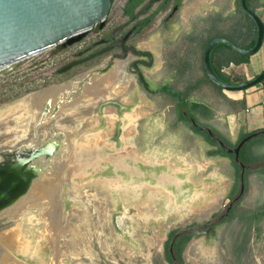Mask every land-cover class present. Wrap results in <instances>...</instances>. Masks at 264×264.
<instances>
[{"label": "rangeland", "instance_id": "1", "mask_svg": "<svg viewBox=\"0 0 264 264\" xmlns=\"http://www.w3.org/2000/svg\"><path fill=\"white\" fill-rule=\"evenodd\" d=\"M186 7L193 10V24L199 28V36L193 32V41L202 40L201 48L188 53L191 68L207 37L220 33L239 47L247 43L248 26L253 24L240 12L238 0H190ZM189 11L186 9L184 14ZM202 25L209 27L208 35L201 34ZM60 50L61 47L42 52L17 64L10 72L0 71V147L17 137L24 138L21 140L25 145H42L45 137L40 139L44 134L40 130L47 125L68 136L78 131L101 133L106 140L98 151L95 146L97 152L87 156H80L72 148L60 159L56 157L51 162L54 169L31 185H43L45 197L38 204L29 203L26 209H15L17 201L10 208L11 214L0 216V239H10L14 245L5 247L10 258L9 262L2 258V262L172 264L165 257L169 233L190 232L194 222L201 226L206 220L215 221L221 216L231 202L230 197L239 192L240 172L234 166V172L230 171L216 162L214 155L208 156L207 152L214 147L201 141L199 134L187 135L167 119L176 118L174 105L168 107L161 121L146 114L139 123L124 130L122 114L141 106L136 98V76L129 73L122 78L125 82L115 90V96L66 109L64 103H58L54 118L37 117L31 126V119L36 116L25 108L12 110L14 104L84 71L80 67L58 74L72 54ZM121 99L127 104H122ZM113 107L119 109L120 119L113 116V121L107 123L104 113ZM164 125L167 128L163 131ZM131 134L133 141L129 140ZM72 139L71 136V142ZM263 139L264 136L257 137L244 147L243 158L253 160L244 172L242 197L226 220L216 223L214 236H187L183 264H264V219L247 230L240 220L242 215L264 207V156L258 159L253 153ZM61 162L65 167L57 171ZM53 186L58 194L50 197ZM21 242L27 243L26 250L19 248Z\"/></svg>", "mask_w": 264, "mask_h": 264}, {"label": "water", "instance_id": "2", "mask_svg": "<svg viewBox=\"0 0 264 264\" xmlns=\"http://www.w3.org/2000/svg\"><path fill=\"white\" fill-rule=\"evenodd\" d=\"M239 2L242 12L255 25L256 42L254 46L250 49H245L235 45L224 37H216L208 43L204 50L203 65L206 76L212 84L223 92L246 91L264 81L263 70L248 81L227 83L219 79L211 67L210 53L219 44H224L234 52L244 56L256 54L262 46L264 41V23L247 7V0H239ZM110 7L111 0H0V71L8 70L10 72L17 64L33 58L42 52L71 46L79 42L93 28L97 26L101 28L104 25ZM101 54L104 53H97L96 56ZM76 65L78 63L71 62L59 70L58 73L68 71ZM56 108H52L48 102L43 108V114L54 118L58 111ZM183 116L189 120L195 129L205 132L211 141L216 143L224 153L234 156L235 163L240 167V188L238 194L226 207L225 212L215 221L209 219L204 222L203 226L194 228L190 232L182 230L176 233L170 245V253H172L175 239L188 232L193 235L194 239L214 236L215 229L212 224L220 222L223 218H227L233 206L244 193V172L250 166L243 164L239 160L240 151L248 142L264 135V129L254 131L243 137L235 147L230 148L215 136L209 127L197 125L194 119L187 116L184 112ZM53 133L56 134V132ZM68 135L66 132H60L53 138L43 140L42 145H26L12 151L7 149L1 151L0 187L4 182H8L9 184V180L6 179L7 177L5 178V175L7 168H10L11 165H13L11 168L17 171V178L14 183L20 178V173H25V171H29L32 174L31 182L35 178L40 177L42 172H50L51 166H53L51 162L56 157L60 159L61 155L72 150L71 136ZM36 160H40V166L34 162ZM30 186L25 187L15 197L7 201L1 200L4 196L1 188L0 212L15 204L23 195H26ZM198 224L196 221L193 223V226L196 227Z\"/></svg>", "mask_w": 264, "mask_h": 264}, {"label": "crops", "instance_id": "3", "mask_svg": "<svg viewBox=\"0 0 264 264\" xmlns=\"http://www.w3.org/2000/svg\"><path fill=\"white\" fill-rule=\"evenodd\" d=\"M248 2L250 8L254 10V13L264 23V0H249ZM248 30L251 31L252 33L253 29L252 27L248 26ZM194 61H195V65L193 68L190 67L189 69L186 68L183 71L177 70L172 72V71H168V70L165 71L163 69H160L161 60H160V56H158L156 58L155 67L151 70H147L144 72L142 76L143 78L142 85L136 86L135 89L138 105H141L138 106L140 110V115L138 108L133 110L132 113L129 114L123 113L121 117L123 129L128 130L130 126L132 125L134 126V123H139V121L142 120V118H144L146 114L154 115V117L157 116L156 118H159V121H161L160 119H164V117L166 116V114L164 115V113L168 112V107L174 105L176 108L177 101L168 94L162 92L164 89L167 88L177 92H184L188 88L191 89L187 101L190 104H195L199 106V109L196 113V118L198 119L199 123L200 124L203 123L204 125H207L212 131H215L228 145L231 146L235 145L238 141V138L243 134L245 135L257 130L264 129V81H262L260 84L246 91L223 92L221 90L222 92L220 93L216 89L211 87L204 79L205 78L204 72L202 69L201 62L199 60V55L195 56ZM123 68L124 66L122 67V69H120L117 72L118 75H116V73L114 75H112V73L111 74L109 73L105 77H101V78H95L94 76L86 77L85 74L78 76V77L85 76L86 77L85 79L90 78L89 79L90 81L97 84L99 83H104L106 85L112 84L111 85L112 95H107V96L103 95L102 97H98L96 95L92 97L88 95L86 92H83L82 88L79 87L73 93L69 92L68 93L69 95H67L65 99H60V100L56 99L54 100L55 103L49 102L50 106L52 108H55L56 104L64 103V109H66L67 107L70 106L75 107L78 104L88 105L96 100H103V99H107L108 97L115 96V90L120 86V84L122 85L123 83V79H122L124 77ZM263 70H264V41L262 43L260 50L256 54L249 56L247 63H243L239 65L230 63L227 66L222 65L220 69V71L224 73L226 76H229L230 78L240 77L244 81H248L254 78ZM74 80L75 79H73L72 81ZM70 82L61 86H65ZM44 92H42L41 94L36 93L31 95H39L43 97ZM21 100L17 101L14 104L12 110L16 111L25 108L28 110V112L31 115H35L36 118L34 119L32 117L31 119L32 122L31 126H33L37 117L44 115L42 108H44L48 102H46L45 99L43 101V105L37 108L35 114H33L30 108L20 105ZM172 101L173 103H171ZM121 103L127 104L125 102V99H121ZM157 104L159 105L157 106ZM112 110L114 115L116 116V109L112 108ZM157 111L160 112L159 115L156 114ZM104 118L107 123H111L113 121V114L109 110H107V112L104 114ZM167 119H171L172 121H174L177 127L179 129H183L187 133V135L193 136L194 132L192 131L190 125H188L187 122L185 123L184 121L180 120L178 113H176V118H173V116H169V118ZM171 120H169V122ZM164 124H166V122H164ZM162 127H163L162 128L163 131L165 130L164 128H167L166 125ZM40 131H41L40 133H44L43 136H41V139L44 137L45 139H47V138H53L54 136L53 131L55 130L52 125H47ZM71 133H72L71 136L73 137L72 148L73 150L76 149V152L79 155L81 154L80 156H87L89 154L97 152L100 146L104 145L106 140V137L101 133L84 134L81 131H78L76 133L75 132H71ZM137 133L138 132H136V134ZM133 134H131L129 137V140L131 141H133L134 139ZM198 136H200L199 139L201 141L204 140V138L201 135ZM127 138L128 137H125L124 141H127ZM21 139L24 138L17 137L15 140L8 143L5 148H0V152L4 149L14 150L17 149L19 146L25 145L24 144L25 141ZM119 140H121V136L119 137ZM14 141L16 142L14 143ZM82 145H85V147H82ZM132 145L134 148L135 147L134 142ZM95 146L97 147L96 149L97 151L95 150L96 148ZM253 153H255L254 154L256 156L255 158L263 159L262 156H264V139L263 141L258 143L257 148ZM214 157L216 158L215 159L216 162L223 163L228 170L234 172L233 164L231 163V160L229 158L219 155H214Z\"/></svg>", "mask_w": 264, "mask_h": 264}, {"label": "flooded vegetation", "instance_id": "4", "mask_svg": "<svg viewBox=\"0 0 264 264\" xmlns=\"http://www.w3.org/2000/svg\"><path fill=\"white\" fill-rule=\"evenodd\" d=\"M189 1L111 0L109 14L101 28L97 26L79 42L71 46L61 47L60 51L62 53L72 54L66 59L59 70L71 62H76L78 65L63 73H58V70L57 73L62 75L76 68L83 67L84 71L79 76L85 74L86 77H90L105 74L102 76L105 77L109 73L114 75L118 67L122 65V67L124 66V75L129 73L136 76V85L140 86L142 85L144 72L155 67L158 56H160L161 60L160 69L165 71L174 72L181 70L184 68V65L188 67V63L190 62L188 53H193L194 48H201L202 41L201 38H196L193 41V32H196V35L199 36V28L193 24V10L190 9L188 13L184 14L185 10L189 9L186 7ZM201 28V34L206 33L208 35L209 27L202 25ZM152 31L154 33H150ZM97 53L104 54L96 56ZM76 76L78 77V75ZM89 79H86L85 83H88ZM120 86L122 85L120 84ZM113 108L116 109V117L119 118V109L117 107ZM109 111L115 116L111 109ZM54 130L57 131L55 128ZM6 146L0 148H5ZM22 146L25 147L26 145ZM22 146H19L17 149ZM11 167L13 165L7 168L5 175V178L7 177L6 179L9 180V185L8 182H4L0 187L4 193L2 201L12 199L25 187L30 186L32 174L29 171L20 173V178L14 183L17 178V171ZM25 196L27 195H23L18 199V203ZM8 208L5 210H9ZM216 223L212 224L214 229ZM197 227L200 226L198 225L194 228ZM188 235H190L189 232L181 236Z\"/></svg>", "mask_w": 264, "mask_h": 264}, {"label": "trees", "instance_id": "5", "mask_svg": "<svg viewBox=\"0 0 264 264\" xmlns=\"http://www.w3.org/2000/svg\"><path fill=\"white\" fill-rule=\"evenodd\" d=\"M249 0H247V7L254 13V10L250 8L249 6ZM238 8L240 10V12L242 13V15L250 20L243 12H242V9L240 7V2L238 0ZM250 22H252L250 20ZM253 26L251 25L252 27V34L250 33H247V37L245 38V40H249L246 44H242L243 46H240L241 48H245V49H250L254 46L255 42H256V28H255V25L254 23L252 22ZM251 34V35H250ZM215 37H224L226 38L225 36H223V34H215V35H212L208 38V40L204 43V49L206 48V46L208 45V43ZM232 38V37H231ZM227 39V38H226ZM233 39V38H232ZM234 40V39H233ZM231 41V40H229ZM232 42V41H231ZM221 46H223L224 48H220ZM203 49V51H204ZM202 51V52H203ZM203 56H204V53H199V60L201 62V65H202V69H203V72H204V79L207 81V83L213 87L214 89H216L218 92H222L220 88H218L217 86H215L214 84H212L207 76H206V73H205V70H204V65H203ZM248 59H249V56H244V55H240L236 52H234L232 49H230L228 46L224 45V44H219L218 46H216L210 53V62H211V67L215 73V75L221 79L222 81L224 82H227V83H242L244 82V80L240 77H234V78H230L229 76H226L224 73H222L220 71L221 69V66L222 65H228L230 63H233L235 65H239V64H243V63H247L248 62ZM190 68V65L188 63V67L184 65V68H182L180 71H183L185 70L186 68ZM190 90L191 89H187L186 91L184 92H177V91H174L172 89H164L162 92L168 94L169 96H171L173 99H175L177 101V105H176V108H177V113H178V116H179V119L184 121V122H187L192 131L195 133V134H199L201 135L204 140L206 142H208L209 144H211L214 149L211 150V151H208L207 152V155L208 156H212V155H219V156H223V157H227L231 160V163L233 164V166L240 172V167L235 163L234 161V156L233 155H230V154H226L224 153L216 143H214L213 141H211V139L208 137V135L205 133V132H202L198 129H195L189 122L188 119H186L184 116H183V112L194 119L195 123L199 126H205V127H208L207 125H204V124H200L198 119L196 118V113L199 109V106L195 105V104H190L187 99L190 95ZM214 135L217 136L220 140H222L224 142V140L215 132L213 131ZM248 134H243L241 135L239 138H238V141L237 143L245 136H247ZM228 147L230 148H233L236 146L235 145H228L226 142H224ZM245 147V146H244ZM244 147L241 149L240 151V156H239V160L243 163V164H251V161H246L244 157ZM237 180H239L240 182V173L238 174L237 176ZM244 183H245V179H244ZM233 199V196L230 197V200L232 201ZM262 219H264V207L261 208V209H258V210H254V211H250L244 215H242L240 217V220L241 221H244L245 222V227L244 229L247 230L249 228H251L254 224L258 223L259 221H261ZM226 220V218L223 219V221ZM176 235V232H171L169 233L168 235V240L166 242V249H165V257H166V260L170 263H174V261H177V262H181L183 264V260H182V252L184 250V248L186 247L187 243L189 242V239L187 236H179L177 239H175L174 243H173V246H172V253H170V245L174 239V236Z\"/></svg>", "mask_w": 264, "mask_h": 264}, {"label": "bare ground", "instance_id": "6", "mask_svg": "<svg viewBox=\"0 0 264 264\" xmlns=\"http://www.w3.org/2000/svg\"><path fill=\"white\" fill-rule=\"evenodd\" d=\"M123 64V63H122ZM120 69H122V65L120 66V67H118V69H117V71H116V75H118V71L120 70ZM75 78H77V77H75ZM85 78V76H83V77H78L77 79H75L74 81H72V82H70L69 84H67V85H65V86H61V87H58V86H60V85H62V84H65V83H67V82H64V83H62V84H59V85H56V86H51V87H49V88H47V89H44V90H41V91H39V92H37V93H39V94H41L42 92H44L43 93V97H41V96H39V95H31V94H29V95H31V96H29V95H27V96H29V97H27V96H25V97H27V98H25V99H23V100H21L20 101V105H22V106H26V107H28V108H30L31 110H32V112H33V114H35V111H36V109L37 108H39V107H41L42 105H43V101L45 100L46 102H54L55 103V101L54 100H56V99H58V100H60V99H65L66 98V96L67 95H69L68 93L69 92H71V93H73L76 89H78L79 87L80 88H82V91L83 92H86L88 95H90V96H92V97H94V96H98V97H102L103 95H112V89H111V85H106V84H104V83H99V84H97V83H93L92 81H88V83H85V80L86 79H84ZM74 79V78H73ZM72 80V79H71ZM70 81V80H69ZM85 83V84H84ZM56 87V88H55ZM51 88V89H50ZM48 89H50V90H48ZM47 90V91H46ZM70 93V94H71ZM111 93V94H110ZM32 94H36V93H32ZM131 116H132V114H131ZM134 116H135V114H134ZM137 116V115H136ZM40 117V116H39ZM130 119H131V117H130ZM53 132H57V131H53ZM54 136H55V134H54ZM53 136V137H54ZM16 141H14V143H15ZM27 146H29V145H27ZM52 161V160H51ZM35 163H37L38 164V166H40L41 164V162H40V160H36V161H34ZM65 162V161H64ZM64 162H61V163H59L60 164V166H58V167H60V168H58V167H56V168H58L57 169V171L58 170H60V169H62L63 170V168L65 167V164H64ZM52 164V163H51ZM80 164H82V163H80ZM51 169H54V168H51ZM46 172H48V171H44V172H42V174L40 175V177L42 176V175H44V173H46ZM60 173H61V171H60ZM38 179H39V177H38ZM31 180V179H30ZM37 179L35 178V180H33L30 184L32 185L33 184V182L34 181H36ZM56 182V181H55ZM54 184V183H53ZM9 185V184H8ZM56 185V184H55ZM19 187V186H18ZM5 188V187H4ZM10 190V189H9ZM31 190V191H30ZM29 193H27L26 195L27 196H25V197H23V199L19 202V203H17L14 207H15V209H17V210H19V209H21V208H25V206H27L29 203H33V204H35L34 202L36 201V203H37V201H39L41 198H44L45 197V189H44V186L43 185H40V184H37L34 188H33V186H32V188H31V186H30V188H29ZM58 193L56 192V187H52V190H51V192H50V194H49V196L50 197H55L56 195H57ZM7 195V194H6ZM47 197V196H46ZM11 199V198H10ZM52 199V198H51ZM58 200V199H57ZM18 201V200H17ZM16 201V202H17ZM39 203V202H38ZM37 203V204H38ZM12 206H10V208H11ZM31 207V206H30ZM53 207V206H52ZM10 208H8L9 210H4L5 212H0V216H4V215H8V214H11V212H13ZM26 209V208H25ZM11 210V211H10ZM17 242V241H16ZM19 246V248L20 249H25L26 250V247H27V243L26 242H21V244L20 245H18ZM22 246H24V247H22ZM5 247H9V248H13L14 247V245H13V242H12V240H10V239H0V264H4L3 262H2V260L4 259V260H6V261H8V259L10 258L9 256H8V254H7V250L8 249H5ZM24 250V251H25ZM7 254V255H6ZM3 258V259H2ZM9 262V261H8ZM7 262V263H8ZM11 264V263H10Z\"/></svg>", "mask_w": 264, "mask_h": 264}]
</instances>
